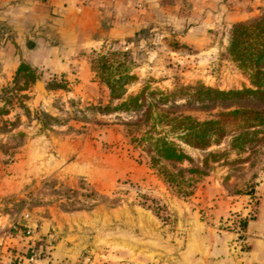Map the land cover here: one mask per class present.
Returning a JSON list of instances; mask_svg holds the SVG:
<instances>
[{
  "label": "rangeland",
  "instance_id": "1",
  "mask_svg": "<svg viewBox=\"0 0 264 264\" xmlns=\"http://www.w3.org/2000/svg\"><path fill=\"white\" fill-rule=\"evenodd\" d=\"M132 3L135 7L138 1ZM142 3L154 6L143 13ZM138 4L145 27L80 54L84 75L73 69L63 77L28 67L30 71L14 72L0 84V223L16 224L27 213L40 224L52 225L46 238L52 249L62 235L73 233L69 224L77 236L84 235L91 243L99 231L114 233L118 221L120 229L140 241V256L147 254L143 242L155 239L156 256L163 255L166 243V252L174 258L185 225L193 220L213 226L215 219L216 226L231 231L234 242L241 245L242 229L255 207L254 187L264 179V130L249 135L250 141L240 150L231 147L232 138L226 136L202 151L156 125L153 137H166L192 162L151 165L148 144L140 140L147 129L141 120L147 104L156 100L148 96L151 90L172 92L198 85L224 92L250 88L248 75L225 54L228 31L233 23L258 16L264 0H143ZM233 13L242 19L231 22ZM195 15L204 17L198 49L178 38L193 25ZM101 56L111 65L114 78L124 71L133 77L125 85L124 97L148 89L135 114L102 110L108 90L101 70L95 69ZM35 81L47 91L43 100L35 98ZM183 94L182 90L174 99L177 108L158 104L157 109H172L199 121L216 116L217 108L183 105ZM131 124L141 126L134 131ZM189 169L197 172L189 174ZM164 170L182 174L167 184ZM117 210L125 212L123 218ZM73 215L82 220H70ZM144 216H149L155 235ZM98 242L109 250L105 238ZM90 257L85 246L76 264L87 263Z\"/></svg>",
  "mask_w": 264,
  "mask_h": 264
},
{
  "label": "crops",
  "instance_id": "2",
  "mask_svg": "<svg viewBox=\"0 0 264 264\" xmlns=\"http://www.w3.org/2000/svg\"><path fill=\"white\" fill-rule=\"evenodd\" d=\"M132 1L143 2L0 0V84L8 81L20 63L36 71L44 70L63 77L73 69L84 75L86 66L81 62L80 54L105 40L119 41L133 36L145 27L146 22H141L138 17L142 13L140 5L135 3L134 7ZM149 6L154 5H142L143 13L149 11ZM232 15L231 22L242 19L239 13ZM141 17L145 19L144 15ZM189 17L193 16L190 14ZM194 19L193 25H189L178 38L180 42L198 49L197 44L203 38L204 17L197 19L195 15ZM180 24L177 21L176 25ZM254 190L255 207L242 229L241 245L234 242L235 235L231 231L217 227L215 219L212 220L213 226L191 220L182 228L184 236L180 237L178 256L172 258L168 255L164 243L165 251L158 257L154 250L157 241L143 239L147 254L143 253L142 257L140 241L130 232L120 229L118 221L114 233L99 231L91 243L84 235L77 236L69 224L73 233L62 235L35 264H76L85 246H88L92 257L84 264H264V179L257 182ZM124 213L123 210L116 211L122 218ZM144 217L149 232L155 235L157 231L154 226L150 228L153 223L149 216ZM71 219L82 220L81 216L74 215ZM30 222L44 239L50 237L52 225H48L47 234L43 236L41 224L34 218ZM12 225L4 220L0 223V264H8L13 254L20 257L14 261L15 264H25L21 257L26 252L27 240L14 234L10 228ZM110 234L115 238L112 239ZM104 238L110 243L109 250L98 245V241Z\"/></svg>",
  "mask_w": 264,
  "mask_h": 264
},
{
  "label": "trees",
  "instance_id": "3",
  "mask_svg": "<svg viewBox=\"0 0 264 264\" xmlns=\"http://www.w3.org/2000/svg\"><path fill=\"white\" fill-rule=\"evenodd\" d=\"M225 54L238 68L248 75L250 88L242 90L219 91L197 87L179 88L178 91L160 92L148 91V96L156 97L153 103L147 104L143 115L142 126L147 129L141 135L144 143L148 144L150 164L159 161L182 164L191 163V158L183 150L167 140L164 136L153 137L156 125L166 127V132L177 133V137L184 145L198 150H206L226 136H231V147L240 150L254 136L258 129L264 130V10L256 17L247 21L233 23L228 31V42ZM96 70H101V81L108 90L107 103L102 106L103 111L119 110L135 114L142 106L144 92L132 96H125V85L131 79L126 71L116 78L110 74L111 65L101 56L97 59ZM30 71L25 63H20L15 73ZM103 75V76H102ZM183 90L184 104L187 107H199L205 110L218 109L214 118L199 121L189 115L172 112L177 108L176 96ZM117 101L118 104L113 103ZM169 108L165 111L157 109V105ZM155 111V112H154ZM140 121V122H141ZM134 131H138L141 124H131ZM189 174L196 173L194 169L187 170ZM182 171L176 173L163 171L165 183L172 184L180 177ZM41 255L47 250L39 247Z\"/></svg>",
  "mask_w": 264,
  "mask_h": 264
},
{
  "label": "built area",
  "instance_id": "4",
  "mask_svg": "<svg viewBox=\"0 0 264 264\" xmlns=\"http://www.w3.org/2000/svg\"><path fill=\"white\" fill-rule=\"evenodd\" d=\"M11 231L20 238L26 239V252L22 255L25 264H35L42 256L39 247L44 246L45 250H49L51 245L48 239H44L30 222L29 214L25 213L18 224H13ZM20 258L17 255H11L8 264H15L14 261Z\"/></svg>",
  "mask_w": 264,
  "mask_h": 264
},
{
  "label": "water",
  "instance_id": "5",
  "mask_svg": "<svg viewBox=\"0 0 264 264\" xmlns=\"http://www.w3.org/2000/svg\"><path fill=\"white\" fill-rule=\"evenodd\" d=\"M34 90H35V98L39 99V100H43L45 97H47V91L43 85L42 82L40 81H35L33 84ZM42 87V90L41 88ZM42 91V92H41ZM47 229L48 226L47 224H41V234L43 236H45L47 234Z\"/></svg>",
  "mask_w": 264,
  "mask_h": 264
},
{
  "label": "bare ground",
  "instance_id": "6",
  "mask_svg": "<svg viewBox=\"0 0 264 264\" xmlns=\"http://www.w3.org/2000/svg\"><path fill=\"white\" fill-rule=\"evenodd\" d=\"M41 88V90H42V87H40ZM42 92V91H41Z\"/></svg>",
  "mask_w": 264,
  "mask_h": 264
}]
</instances>
